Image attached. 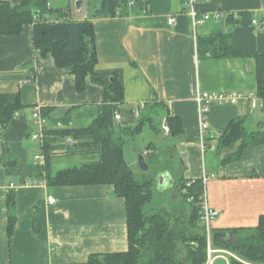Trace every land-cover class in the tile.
Returning a JSON list of instances; mask_svg holds the SVG:
<instances>
[{"label": "crops", "instance_id": "0c3cea01", "mask_svg": "<svg viewBox=\"0 0 264 264\" xmlns=\"http://www.w3.org/2000/svg\"><path fill=\"white\" fill-rule=\"evenodd\" d=\"M19 1L0 0L12 6ZM81 2L89 4L90 0ZM189 3L190 0H149L146 11L114 18H88L83 7L71 10L67 6V12L66 8L63 11L66 21L92 22L97 69L121 71L122 126L134 125L128 114L134 115L137 110L140 116L134 117L135 120L146 112V118L162 113V126L167 115L182 121L183 134L173 138L174 147L167 150H175L185 165L181 172L184 180L207 177L204 197L208 207L217 212L209 229L226 232L254 228L264 215V144L245 150L239 161L221 166L223 157L237 150L240 145L237 143L233 151H223L219 158L213 159L207 175L203 164L206 149H202L198 136L196 97L202 92H232L242 96L235 104L210 107L204 137L211 145L208 152L213 151L219 133L234 118L245 117L247 131H255L264 118L261 107L264 103L256 96L255 61L250 57L200 55L198 42L233 33L237 51L264 55V0L196 2L199 21L205 14L212 17L195 26ZM49 7L55 8L50 1ZM229 16L238 21L235 27L225 21ZM169 18L175 19L173 26L168 24ZM17 93L23 109L5 129H0V264H81L90 255L126 252L124 199L116 197L108 185L50 186L45 179L42 140L31 138L40 130L32 118L34 108L51 109L49 118H44L45 129L89 126L103 102L102 87L89 83L83 93H78L74 77L58 69L50 55L43 57L34 49L32 25H26L19 36L0 37V95ZM251 99H255V107ZM69 110V122L62 125L59 120ZM52 120L57 125L52 126ZM162 136L168 138L164 132ZM151 148L147 147L145 156L152 153ZM83 157L86 162L94 159ZM63 158L51 160V173L86 163L76 161L66 167L61 163ZM162 174L168 173L158 175ZM10 191L15 196L16 225L8 238L6 195ZM47 197H53L56 203L48 204Z\"/></svg>", "mask_w": 264, "mask_h": 264}, {"label": "trees", "instance_id": "16d2710c", "mask_svg": "<svg viewBox=\"0 0 264 264\" xmlns=\"http://www.w3.org/2000/svg\"><path fill=\"white\" fill-rule=\"evenodd\" d=\"M131 3V4H130ZM149 0H100L91 14L92 18H114L128 16L136 11L147 10ZM35 17L37 19L35 20ZM48 18V19H47ZM63 9L49 7V0H20L12 6L0 2V37H16L26 25H32L33 47L43 57L50 55L58 69L66 70L74 77L78 93H83L89 83L103 89V102L98 107L96 119L87 127L77 129H43L42 152L44 156L45 179L50 186H97L108 185L116 197L124 199L128 249L126 252L90 255L81 264H205L207 261V232L202 220V179L186 181L182 178L176 191L190 202V214L186 217L174 216L166 210L147 215L144 208L151 202V181L139 182L125 160L124 138H134L142 133L148 124L152 128V116L135 121L129 113L133 126H122L114 119L115 113L122 116L120 105L124 102V83L121 71H99L92 22L66 21ZM235 27L238 23L229 16L225 20ZM233 33L219 34L209 39H200L198 53L210 54L215 58H253L256 65V96L264 103V55H249L235 49ZM23 109L20 95H0V129H5L13 116ZM264 112V108H262ZM51 109H40L43 118H49ZM70 110L59 120L62 125L69 122ZM127 116V115H126ZM49 120V119H48ZM52 120L51 125H57ZM119 123V124H118ZM246 118L232 119L216 138L213 149L219 158L223 151H233L225 155L221 166L239 161L245 150L264 144V118L259 127L248 132ZM122 127H121V126ZM168 138H178L183 134L182 121L169 115L165 118ZM70 138L72 145L65 144ZM204 138L205 152L211 145ZM206 141V142H205ZM4 154L7 150L3 149ZM93 157L80 167L50 172V162L62 157ZM154 157L151 153L145 156ZM11 165V163H9ZM157 174H154L155 177ZM154 178V177H153ZM6 233L11 237L16 225L15 196L10 191L6 195ZM217 230L210 229L212 249L223 250L242 261L264 264V215L259 217L254 228H237L226 231L232 237L231 243L213 237ZM229 264H241L233 257L225 255Z\"/></svg>", "mask_w": 264, "mask_h": 264}, {"label": "rangeland", "instance_id": "374dc122", "mask_svg": "<svg viewBox=\"0 0 264 264\" xmlns=\"http://www.w3.org/2000/svg\"><path fill=\"white\" fill-rule=\"evenodd\" d=\"M49 1L50 3H52L53 7L63 8V10H65L64 8H66L65 11L67 12V6H69V8L73 10L74 8H76V2L81 0ZM99 2L100 0H90L89 4L82 2L84 8L83 13H87L88 18H90L94 8H97V6L99 5ZM147 115L148 114H146L145 112L143 115H141V118L145 119ZM162 115L163 114L160 113L157 116H152V128H150V126L147 124L140 135L134 138L130 136L124 138V157L132 172L134 173V176L137 180H139V182L152 180L150 183L152 189V199L151 202L144 208V211L147 215L157 213L161 210H166L174 216L187 217L191 212L190 202L192 200L188 199L186 201L178 193V191H176L177 187L180 185L178 183L182 180L181 172H184L183 166L185 165H183L182 162L178 159L175 150H167V147L173 149L175 142L174 139L163 138L162 136V132H164L163 129L161 130L163 124ZM151 143L152 146L150 145ZM148 146H150V148L154 147L157 150L153 151L151 148V152L153 153L154 157H152V159L150 157L147 158L146 163L148 165L149 171L147 173H143L139 168L138 158L140 155H145ZM165 147L166 150L164 149ZM73 158L69 157V159H66L65 157L63 158V161L61 163L66 164V167H71L72 164H74L76 161H80L81 163L86 162L84 157H75V159ZM213 159L216 158L212 152H205L203 156V164L206 172L208 173L207 175H209ZM164 172L168 173V179L164 184H161L160 181L156 180L154 174L158 175ZM214 264L226 263L221 259H217Z\"/></svg>", "mask_w": 264, "mask_h": 264}, {"label": "built area", "instance_id": "2783aa9c", "mask_svg": "<svg viewBox=\"0 0 264 264\" xmlns=\"http://www.w3.org/2000/svg\"><path fill=\"white\" fill-rule=\"evenodd\" d=\"M200 1H202V0H190V3H189L190 15L192 17L194 26L199 22L201 23L204 21H208L212 17V15H210V14H205V15H203V17L200 21L197 19V12L195 11L194 4L196 2H200ZM214 17L215 18H222V16H220V15H216V16L214 15ZM36 19H37V17H35V20ZM168 24L170 26H173L175 24V19L169 18ZM254 24H255V22H254ZM241 98H242V96L240 94L232 93V92H211V93L210 92H202V93H199L197 95L196 101H197L198 106H199V120H200L199 121L200 123H199L198 136L200 139V145H201L202 149L205 148L204 147V137H205L206 131L208 130L207 116H208L210 107L213 105H219V106L232 105V104H235ZM251 105H252V107H255V99H251ZM261 107L264 108V105H261ZM142 108H143V106H142ZM139 116H140V111L139 110L135 111L134 117L138 118ZM32 118L35 120V122L37 123L40 130L38 133H35L31 138H32V140H42V137H43L42 130L46 126V121L41 116L40 110L38 108H34L33 113H32ZM114 119L116 121H120L121 115L116 112L114 115ZM162 129H163L164 133H166V134L169 132L168 127L165 125L162 126ZM65 144L72 145V140L70 138H66ZM206 180H207V177L203 178L202 181L204 184H205ZM47 202L50 205H53L56 203V201L53 197H47ZM201 214H202V220H203L204 225L206 226V232H207V261H206V264H214L217 259H221L226 264H229L228 259L225 258V255H231L230 253L223 251V250H215V249H212V247H211V243H210V238H211L210 235L211 234H210L209 226H210V222L217 217V212L211 210L208 207L204 195L202 198ZM235 260L241 264H251V263H245L240 259H235Z\"/></svg>", "mask_w": 264, "mask_h": 264}, {"label": "water", "instance_id": "95a60500", "mask_svg": "<svg viewBox=\"0 0 264 264\" xmlns=\"http://www.w3.org/2000/svg\"><path fill=\"white\" fill-rule=\"evenodd\" d=\"M77 10H81L83 7V4L81 1L76 2L75 4ZM139 168L143 173H147L149 171L148 165L145 161V155H140L138 158ZM158 181H160L161 184H164L165 181L168 179V176L166 174L158 175L157 176ZM213 237L216 239H219L226 243L232 242V237L227 232H217L213 234Z\"/></svg>", "mask_w": 264, "mask_h": 264}]
</instances>
